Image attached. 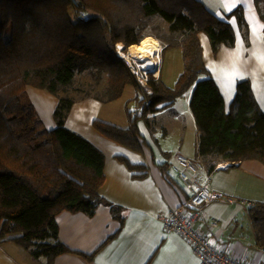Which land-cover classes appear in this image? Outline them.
I'll use <instances>...</instances> for the list:
<instances>
[{"label":"trees","instance_id":"trees-1","mask_svg":"<svg viewBox=\"0 0 264 264\" xmlns=\"http://www.w3.org/2000/svg\"><path fill=\"white\" fill-rule=\"evenodd\" d=\"M264 20V0H255ZM240 27L247 24L235 10ZM166 24L165 49L180 48L185 70L175 87L162 78L149 81V92L117 57L115 43L126 48L147 35L148 25ZM199 33L213 51L235 45L232 26L215 16L201 0H0V244L12 240L35 260L68 251L59 240L56 216L63 211L90 216L105 200L99 189L105 180V156L82 135L66 127L75 100L60 93L78 73L105 75L102 102L122 97L132 84L138 115L127 129L93 121L103 136L141 150L139 120L151 126L150 114L172 104L189 87L190 107L198 129L197 155L212 172L220 162L256 159L264 163V112L249 80L237 83L230 111L203 60ZM246 36V34H245ZM58 96L57 123L49 130L30 99L27 87ZM163 107V106H162ZM129 164V163H128ZM131 167L135 165L129 164ZM258 243L264 247V204L251 207Z\"/></svg>","mask_w":264,"mask_h":264},{"label":"crops","instance_id":"crops-1","mask_svg":"<svg viewBox=\"0 0 264 264\" xmlns=\"http://www.w3.org/2000/svg\"><path fill=\"white\" fill-rule=\"evenodd\" d=\"M201 1L219 19L227 22L231 17L235 20V24L227 22L235 32V45L232 47L223 45L215 53L208 36L205 33L198 35L205 66L224 98L226 111H230L236 96L237 83L247 79L259 108L264 112V70L252 56L254 50L264 51V39L254 45L249 27L250 20L264 25L255 0H250V7L245 0L235 7H231V0ZM237 9L242 10L247 24L246 33L240 27L238 18L232 15ZM261 35L264 36V32ZM240 40L243 41V49L237 59L235 51ZM234 63L238 64L246 78L237 79L229 94L224 88V75ZM161 73L162 70L160 77ZM128 88L125 87L120 99L124 94L126 100L128 94L129 99L136 96L137 89L132 92ZM27 92L46 128L55 129L57 123L53 113L59 99L47 90L33 86H28ZM119 102H102L87 97L76 100L69 112L66 127L88 139L105 156V180L99 189L105 203L100 204L92 216L69 211L56 216L59 240L68 251L58 255L53 264H201L189 242L176 232L166 231L160 220L162 215L181 206L188 196L169 166L176 162L180 154L202 162L197 155L199 133L193 113L190 115L191 127L186 125L181 128L182 135L174 146L163 144L157 137L146 136L139 125L140 138L144 143L138 151L110 140L93 126V121L99 119L123 129L129 128L128 103ZM48 110L51 116H48ZM157 116L155 113L151 119L149 117L154 121L150 127L153 132L156 126L163 128ZM166 132L164 128V135ZM128 163L135 166L131 167ZM219 164L228 165L217 167ZM219 164L212 172L205 165V171L199 178L214 190L232 197V201L220 200L207 205L198 227L224 252L241 260L264 264V247L257 240L251 207L244 203L264 204V163L249 159ZM212 220H217L220 228L211 227L209 222ZM0 264H46V259L35 260L23 246L6 239L0 244Z\"/></svg>","mask_w":264,"mask_h":264},{"label":"rangeland","instance_id":"rangeland-1","mask_svg":"<svg viewBox=\"0 0 264 264\" xmlns=\"http://www.w3.org/2000/svg\"><path fill=\"white\" fill-rule=\"evenodd\" d=\"M166 27H167L166 24H164L160 20H157L153 23L151 22L148 25L147 29L145 30V34L147 35L146 37H149V36L154 37L160 43L158 69L155 67L157 71H150V70H147L149 69L148 67H143L147 63L153 65L152 63H150L152 61L150 59H146V60L140 59L138 61L135 60L134 62L135 65L132 68L128 64L127 60H124L123 57H121L120 52H123L126 54L130 53L131 48L136 44H133L126 48V45L124 43H115V52H116L117 57L120 58L126 64V66L130 70V72L134 75L138 83L140 82L138 80L137 75L135 74V71H137L138 69L137 66L140 65L139 75L140 76L142 75V78L144 79V82L140 84L143 87H146L149 92L151 91V89L149 88L150 79H152V81L157 82L159 79H161V77H162V81L164 82L165 86L171 89H175L180 79L181 74L185 70L182 50L180 48L165 49L166 43L161 41L160 37L158 36L160 34L164 35V33L166 32ZM119 47H120V50H119ZM160 70H162L161 77H160ZM97 75L98 74L96 70H88L85 72L78 73L75 78L74 84L64 89V91L61 92L60 95L73 98L75 101L78 99L87 98V96L89 95L87 93H90L91 94L90 96H96V97L103 95L107 88V79H106V76L103 75V76H100L99 81L97 82V79H96ZM127 87H129L128 89H130L132 92H133V89L135 88L132 84H128ZM192 88L193 87L191 88L189 87L183 92L181 96H177L175 101L172 104L167 103V105L158 106L160 107L161 110H158L155 112L156 114H158L156 119H158V121L162 123L163 128L162 126H156V130L154 132H153V128H150L154 124V121L150 120L153 114L149 115L151 126L148 124V122H145V120L143 119L139 120L138 126L140 125L142 132L146 136L150 137L151 135V137L153 136L157 137L165 145L174 146L176 144L175 141L178 142L180 139V136L182 135V132H180L182 131L181 128H183V126L185 127L186 125H188L189 128L191 127V116L190 115H192V110L190 107V97L192 95ZM128 95H127V100L125 99V94H124L123 99H118V100L120 101L119 103H124V104L128 103L127 107H128L129 112H131L137 108L136 101H135V96L134 98L131 97L129 99ZM56 97L58 98V96ZM43 104H44V101H43ZM44 106L45 108L47 107L46 105ZM127 107L126 106L123 107L124 115L126 113L125 108ZM171 108L172 110L169 111V109ZM39 110L41 109L39 108ZM49 114L51 116V112L49 113V110H48V116ZM134 117L135 116L133 115L131 116V118H134ZM53 118H54V113H53ZM164 128L167 130L166 133H169L168 135H166L165 133V135L167 136L166 139L164 135Z\"/></svg>","mask_w":264,"mask_h":264},{"label":"built area","instance_id":"built-area-1","mask_svg":"<svg viewBox=\"0 0 264 264\" xmlns=\"http://www.w3.org/2000/svg\"><path fill=\"white\" fill-rule=\"evenodd\" d=\"M135 74L139 82L143 83L142 75L140 76L137 71ZM131 114L138 115V109L131 111ZM227 165L219 164L217 167H227ZM169 167L185 187L188 196L181 206L171 209L168 214L160 217L163 228L185 238L201 264H255L224 252L199 229L198 224L202 221V212L207 205L220 200L232 201V197L201 182L199 177L205 171V165L180 154L176 157V162ZM244 203L247 207L254 206L251 201ZM209 225L220 228L217 220L210 221Z\"/></svg>","mask_w":264,"mask_h":264},{"label":"snow or ice","instance_id":"snow-or-ice-1","mask_svg":"<svg viewBox=\"0 0 264 264\" xmlns=\"http://www.w3.org/2000/svg\"><path fill=\"white\" fill-rule=\"evenodd\" d=\"M240 2L241 0H231V7H235ZM245 2L248 3V6L250 7V0H245ZM228 10H230V8ZM227 22L235 24V20L231 17L228 18ZM249 27L254 45L256 41L264 39V36L261 35V33L264 32V25H260L258 21L253 23V21L250 20ZM242 49H243V41L240 40L238 41V46L235 51V55L237 59L239 58ZM252 56H254L257 59L258 63L261 66V70H264V51L254 50L252 52ZM244 78H246L245 73L240 71L237 63H234L230 71L226 72L224 75V81H225L224 88L229 92V94H231L235 81L237 79H244Z\"/></svg>","mask_w":264,"mask_h":264},{"label":"bare ground","instance_id":"bare-ground-1","mask_svg":"<svg viewBox=\"0 0 264 264\" xmlns=\"http://www.w3.org/2000/svg\"><path fill=\"white\" fill-rule=\"evenodd\" d=\"M120 50V47H119ZM118 50V51H119ZM159 54H160V43L158 40H156L154 37H146L142 41L139 42V44L134 45L130 53H123L120 52L121 57H123L124 60H127L128 64L133 68L135 60H146L150 59L152 60L151 64H145L143 67H148L150 71H157L158 69V62H159ZM157 64V65H156ZM137 73H139L140 65L137 66ZM157 69H156V68ZM146 69V68H145Z\"/></svg>","mask_w":264,"mask_h":264}]
</instances>
